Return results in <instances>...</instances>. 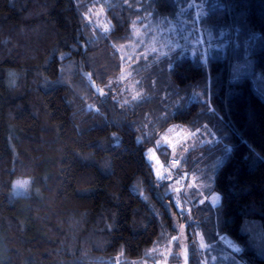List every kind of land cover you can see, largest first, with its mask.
Masks as SVG:
<instances>
[{"label": "trees", "instance_id": "16d2710c", "mask_svg": "<svg viewBox=\"0 0 264 264\" xmlns=\"http://www.w3.org/2000/svg\"><path fill=\"white\" fill-rule=\"evenodd\" d=\"M219 1L205 24L227 33L226 45L205 61L172 63L169 84L186 102L150 129L160 96L127 104L105 87L121 70L118 46L130 39L134 11L108 8L104 33L89 22L96 0H0V264L152 260L188 214L186 264H203L196 228L242 246L243 264H264L242 231L258 222L264 239V99L248 76L230 79L235 61L251 60L264 75V0ZM149 8L154 17L177 12L174 0ZM171 124L207 127L228 149L212 184L216 207L187 195L190 213L173 205L172 183L193 151L176 171L161 146L172 177L155 174L146 150ZM21 179L27 193L14 196Z\"/></svg>", "mask_w": 264, "mask_h": 264}, {"label": "rangeland", "instance_id": "374dc122", "mask_svg": "<svg viewBox=\"0 0 264 264\" xmlns=\"http://www.w3.org/2000/svg\"><path fill=\"white\" fill-rule=\"evenodd\" d=\"M174 1L177 12L172 17H154L149 8L152 0H96L89 11L90 25L104 33L111 29L106 16L108 8L126 6L136 13L130 39L118 46L121 70L105 87L116 92L117 99L120 98L127 104L141 103L148 98V94L152 97L160 96L161 103L148 118L150 129L186 102L185 96L177 91L173 92L174 89L169 84L167 72L172 63L184 56L199 57L205 61L213 51L223 49L227 43L224 41L227 33L216 34L205 24L206 15L221 6L219 0ZM243 76L252 80L254 88L264 99V75L253 70L251 60L235 61L231 65L230 79ZM196 95L193 93L190 97L194 99ZM216 141L212 130L207 127L195 129L171 124L159 134L155 144L146 150V157L155 174L163 180L171 179L172 174L165 169L160 157L158 149L161 146L167 147V154L174 160L172 166L176 171L180 161L188 152L193 151L190 154L191 167L184 174L178 175L171 186L175 191V198L178 196L183 205H186L184 213H190L186 195L202 205L216 207L219 204V194L212 190V184L215 172L225 160L228 149L216 146ZM214 148L218 151L213 150ZM28 186V179L15 181L12 190L14 196L25 195ZM188 215L185 221L178 222V236H174L169 245L160 249L155 248L156 246L153 248L150 255L152 260H130L129 264H186L187 244L183 233L185 225L192 221V217ZM256 223L246 220L242 231L247 234V246L264 257V239L259 223ZM196 230L195 250L203 264H243L237 258L240 251L236 252L233 248L234 245L242 251V246L219 234L216 228L209 235L201 228ZM122 263L120 256L114 260L100 259V264Z\"/></svg>", "mask_w": 264, "mask_h": 264}, {"label": "built area", "instance_id": "2783aa9c", "mask_svg": "<svg viewBox=\"0 0 264 264\" xmlns=\"http://www.w3.org/2000/svg\"><path fill=\"white\" fill-rule=\"evenodd\" d=\"M173 205L177 209L178 212L180 213L186 212L185 206L182 204V201L179 197L174 198Z\"/></svg>", "mask_w": 264, "mask_h": 264}, {"label": "snow or ice", "instance_id": "6c2138e0", "mask_svg": "<svg viewBox=\"0 0 264 264\" xmlns=\"http://www.w3.org/2000/svg\"><path fill=\"white\" fill-rule=\"evenodd\" d=\"M106 31H107V29H106ZM233 248H234V251H236V252H239V251H241V249H240V248H238V247H236V246H234V245H233Z\"/></svg>", "mask_w": 264, "mask_h": 264}, {"label": "bare ground", "instance_id": "6f19581e", "mask_svg": "<svg viewBox=\"0 0 264 264\" xmlns=\"http://www.w3.org/2000/svg\"><path fill=\"white\" fill-rule=\"evenodd\" d=\"M176 197H178V196H176ZM173 200H174V198H173ZM184 202V201H183ZM183 204V203H182ZM186 206V205H185Z\"/></svg>", "mask_w": 264, "mask_h": 264}, {"label": "crops", "instance_id": "0c3cea01", "mask_svg": "<svg viewBox=\"0 0 264 264\" xmlns=\"http://www.w3.org/2000/svg\"><path fill=\"white\" fill-rule=\"evenodd\" d=\"M218 205V204H217ZM226 237V236H225ZM232 241V240H231ZM233 242V241H232ZM235 243V242H234Z\"/></svg>", "mask_w": 264, "mask_h": 264}]
</instances>
